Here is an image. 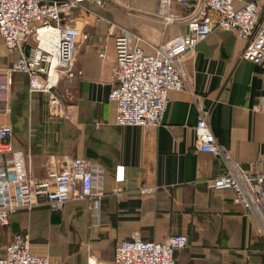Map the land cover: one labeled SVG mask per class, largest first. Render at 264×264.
<instances>
[{
  "label": "crops",
  "instance_id": "1",
  "mask_svg": "<svg viewBox=\"0 0 264 264\" xmlns=\"http://www.w3.org/2000/svg\"><path fill=\"white\" fill-rule=\"evenodd\" d=\"M159 5L158 0H110L104 8L87 4L76 11L75 23L89 39L76 49L78 74L56 88L66 101L59 117L50 116L48 95L32 93L25 75L13 74L7 84L16 54L8 56L10 65L0 69V99L9 112L0 122L14 132V152L4 159L9 178L39 182L69 159L80 158L105 168V197L95 200L99 227L92 228L90 203L73 200L59 213L47 208L18 212L13 233H0L2 246L15 234L29 233L34 252L48 255L52 264H113L118 241L137 237L163 242L184 235L189 247L177 253L178 264H264V236L256 220L233 203L232 191L208 187L210 180L227 173L226 166L195 148L201 100L210 114L211 132L235 162L254 171L264 156V116L256 110L264 70L242 59L246 41L216 31L183 57L186 90L170 94L161 127L114 124L109 95L115 36L127 31L157 46L187 33L183 19L166 25ZM171 13L185 18L188 11L179 13L172 6ZM33 44L26 46L27 53ZM104 45L109 61L99 57ZM144 188L156 192L143 196ZM43 229L48 230L45 236L35 235ZM52 229L65 232L66 240L53 245Z\"/></svg>",
  "mask_w": 264,
  "mask_h": 264
},
{
  "label": "built area",
  "instance_id": "2",
  "mask_svg": "<svg viewBox=\"0 0 264 264\" xmlns=\"http://www.w3.org/2000/svg\"><path fill=\"white\" fill-rule=\"evenodd\" d=\"M109 1L0 0V43L10 54H16L6 74L7 84H12L13 74L25 75L32 93L49 96L50 116H61L63 102L55 89L64 78L73 79L78 74L74 71L76 49L80 41L89 39L75 23L76 11L87 4L104 8ZM158 2L164 23L171 25L177 19H183L187 33L157 46L127 31L115 36L113 89L109 101L115 106L114 124L118 127H161L170 94L186 90L183 57L216 31L231 32L246 41L242 59L264 70V0ZM174 5L187 10V16L183 18L171 13ZM212 13L216 14V19ZM31 42L34 44L27 53L26 46ZM99 57L110 60L106 45L101 46ZM196 108L195 148L216 156L227 169L224 176L210 180L208 187L214 191H232L233 203L256 220L264 236V156L255 163L254 171L243 168L211 132L210 114L201 100ZM256 110L264 116V73L262 95ZM8 112V105L0 104V116ZM13 138L12 127L0 122V230L9 227L12 216L22 210L31 212L47 208L59 213L73 200L90 203L92 228L99 227L100 216L95 200L105 197V168L90 160L74 158L69 159L64 167L49 171L39 182L30 184L25 176L12 180L4 159L14 152ZM116 180L122 178L117 176ZM141 192L143 196H151L156 189L144 188ZM188 247L189 239L184 235H173L163 242L134 237L116 243L113 264H178L177 253ZM0 264L52 262L48 255L34 252L30 234L24 233L15 234L5 246L0 243Z\"/></svg>",
  "mask_w": 264,
  "mask_h": 264
},
{
  "label": "rangeland",
  "instance_id": "3",
  "mask_svg": "<svg viewBox=\"0 0 264 264\" xmlns=\"http://www.w3.org/2000/svg\"><path fill=\"white\" fill-rule=\"evenodd\" d=\"M174 7L178 10L179 13L180 12L182 13L183 9L181 7H179L177 5H174ZM176 25L179 26L180 24H176ZM9 55H10V53L9 52H8V54L4 53L2 51V47L0 46V69H5V68H7L10 65V59L8 57ZM55 92H56V89H55ZM47 97H48V100H47V107H46V109L49 110V96H47ZM63 103L65 104L66 101L63 100ZM20 215L25 216L24 213H22ZM15 218H16V214L14 216H12L10 226L0 231L1 235L3 234V231L13 233V224H14V219ZM28 231L30 232V230H28ZM51 231H52V235L49 237V240H51V242L53 243V245L54 244L57 245L58 243H56V242H61L63 240L64 241L66 240L65 239L66 236H64L65 235V232L60 231V230L55 231L54 229H52ZM47 232H48V230L44 233V229H43V230H39L38 232L36 231L35 232V235L36 236H39L41 234V237H43V236H45V234ZM55 240H58V241L55 242Z\"/></svg>",
  "mask_w": 264,
  "mask_h": 264
},
{
  "label": "bare ground",
  "instance_id": "4",
  "mask_svg": "<svg viewBox=\"0 0 264 264\" xmlns=\"http://www.w3.org/2000/svg\"><path fill=\"white\" fill-rule=\"evenodd\" d=\"M41 34H43V32Z\"/></svg>",
  "mask_w": 264,
  "mask_h": 264
}]
</instances>
